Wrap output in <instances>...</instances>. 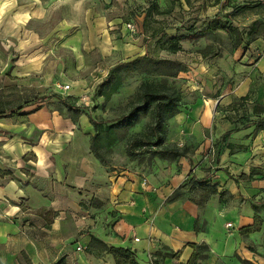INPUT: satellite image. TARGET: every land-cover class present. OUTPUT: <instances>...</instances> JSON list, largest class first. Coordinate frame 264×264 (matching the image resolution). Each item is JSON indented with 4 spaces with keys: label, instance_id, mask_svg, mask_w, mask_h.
<instances>
[{
    "label": "crops",
    "instance_id": "obj_1",
    "mask_svg": "<svg viewBox=\"0 0 264 264\" xmlns=\"http://www.w3.org/2000/svg\"><path fill=\"white\" fill-rule=\"evenodd\" d=\"M236 1L217 0L196 18L223 15ZM255 1L264 2L244 4ZM136 41L118 46L114 53L124 61L149 53L146 42ZM259 42L264 38L217 64L221 79L226 78L217 86L208 74L192 76L198 68L184 76L188 91L167 121L164 145L188 148L192 154L178 157L166 171L108 170L116 166L105 167L91 154V125L81 113L72 119L75 110L60 115L40 103L0 110L9 114L0 118V264H115L109 253L85 251L90 237L127 247L138 264L163 259L155 253L161 247L178 252L175 261L185 262L191 253L186 244H206L204 264H240V259L264 264V225L258 232L240 235L239 229L251 225L252 219L249 210L235 206L240 195L264 189V177L247 179L252 170L263 172L264 133L222 117L248 92L254 103L261 101L264 84L257 76L264 71V56L250 61ZM197 45L206 43L198 39ZM214 58H204L199 69ZM17 82L15 87L26 93V82ZM210 146L217 152L206 158ZM190 178H205L216 194L199 203L179 195L170 199Z\"/></svg>",
    "mask_w": 264,
    "mask_h": 264
},
{
    "label": "rangeland",
    "instance_id": "obj_2",
    "mask_svg": "<svg viewBox=\"0 0 264 264\" xmlns=\"http://www.w3.org/2000/svg\"><path fill=\"white\" fill-rule=\"evenodd\" d=\"M212 1L0 0V110L6 111L8 107L20 105L33 108L36 104L32 103L43 98L40 104L51 106L60 115H66L70 110H75L70 114L72 119L77 113L84 114L91 125L92 135V123L96 126L98 133L93 147L101 159L96 160L105 167L111 163L116 166L115 169L108 167V170L122 167L135 172L168 170L178 157L164 150V140L161 145H154V139L147 140L145 147L134 144L129 156L126 152L131 137L147 132L146 128L154 121L152 103L139 102L137 91L142 84H149L159 94L172 93L173 99H177L175 105L179 107L188 91L184 76L192 75L197 68L192 76L201 73L207 77L208 74L211 78H207L209 81L214 80L216 86L226 80L221 79L217 64L225 61L232 53L246 49L244 45L231 49L222 32L199 37L198 32L207 18H196L197 13L210 11L213 3L217 2ZM235 3L227 11L230 14L227 21L231 25L245 30L253 17L264 23V6L239 9L237 7L244 4V0ZM222 4V9L226 10L224 2ZM133 22L141 24V31L130 35L124 26ZM172 36H180L179 42L185 41L175 54L164 50L167 46L166 38ZM136 38V43L140 45L146 42L149 52L146 59L129 63L132 59L124 61L119 53H114L118 46L132 44L131 40ZM198 39L205 41L210 54L201 57L198 52L205 47L197 45ZM211 55L215 57L214 62L203 64V70L199 69L200 61ZM262 56L264 42H259L250 61H258ZM255 71L256 74L260 73ZM108 73L110 76L105 79ZM257 79L264 84V71ZM229 80L227 78V82ZM17 81L26 82V93L22 91L23 88L19 90L15 87V84L18 86ZM231 82L230 85H233L234 82ZM66 84L72 88L69 92L57 91L56 86ZM80 91L85 92L89 98L87 106H79L77 103ZM249 94L243 96L247 100L245 112L241 113L244 117L241 125L249 121L258 123V119L264 117V91L257 104ZM252 107H255L258 114L252 113ZM169 111L176 112L177 109L173 107ZM166 112L162 111L161 114L165 116ZM260 126H264V123ZM256 131L259 130L254 125L253 133ZM165 132L166 128L162 134ZM151 145L153 149L149 148ZM179 150L185 157L192 154L188 148ZM215 152L216 148L210 146L204 155L212 158ZM173 166L178 169L177 164ZM262 171L247 179L259 180L264 177V169ZM210 186L207 180L205 189L195 188L188 192V187H181L178 195L199 203L210 196ZM236 205L249 210L253 229L260 230L264 225V189L250 195H240ZM261 235L264 241V229ZM262 246L264 249V242ZM158 251L164 258L154 264L175 262L176 258L168 257L172 253L170 250L161 247ZM199 264H204V261H199Z\"/></svg>",
    "mask_w": 264,
    "mask_h": 264
},
{
    "label": "trees",
    "instance_id": "obj_3",
    "mask_svg": "<svg viewBox=\"0 0 264 264\" xmlns=\"http://www.w3.org/2000/svg\"><path fill=\"white\" fill-rule=\"evenodd\" d=\"M264 6L263 1H255L248 4H242L241 6H238L239 9H252V8H260ZM233 11V10H232ZM231 11V12H232ZM230 16L229 13H225L223 15L214 16L213 18L205 20V24L203 25L202 29L199 30V37H203L206 34L209 35H215L217 32H222L226 38L228 39L231 49L235 50L240 45H244L245 49H249V45H251L253 42H255L257 39L264 38V23L261 21H252L245 30H239L237 27L230 24V22L227 21V18ZM143 26L145 28V22L143 23ZM152 36H150L151 38ZM181 37L180 36H172L169 38H166V44L167 46L164 48V50L170 54H175L178 51H180L179 41ZM209 47H205L203 50H200L198 53L201 54V57L206 56L207 54H210L208 52ZM148 56L147 51L144 52L142 56H137L129 61V63L133 62H139L144 59H146ZM213 56V55H211ZM110 76V73H108L105 77L108 78ZM137 97L139 102L147 104L149 102L152 103L153 108V124L149 125L146 129L147 132L141 133V134H135L131 137L130 143L126 145V152L128 156L132 153L134 149V144H141V146H144V144H148L146 141L154 139L155 144L154 145H161L164 140L165 133L164 129L166 128L165 125H167V121L176 113L175 111L168 112L170 108L175 107V109L178 108L177 105H175L177 99H173L172 93H163L159 94L158 92H155L154 89L148 84V85H141L137 91ZM247 98L242 97L237 102H234L230 104L227 111L223 114V119H226L228 121H231L232 123H235L236 121L239 124L244 121V117L242 118L241 113L245 112L244 105ZM43 102V98H39L38 100L34 101V103H40ZM167 110V112H166ZM162 111H165L166 114L163 116L161 113ZM252 113H256L255 107H252ZM6 112L0 111V118L7 117ZM25 115V114H23ZM239 117V118H238ZM235 120V121H234ZM166 123V124H165ZM264 117L261 119H258V123H255L253 121H249L241 125L242 127L255 125V128L261 131H264ZM92 126L94 128V134L90 136V152L91 154L98 159L101 160L100 157L97 155L95 148L93 147V143L96 141L97 133L98 131L95 129V125L92 123ZM145 141V142H144ZM164 145V143H163ZM153 145L149 146V148H152ZM145 147V146H144ZM213 147V146H212ZM227 148H231L230 145L226 146ZM153 149V148H152ZM164 150L172 154L174 157H183V152L175 149L171 146H165ZM217 152V150H216ZM215 152V153H216ZM260 172H249L248 177H252L255 175H259ZM202 185L206 186L205 178H202L200 180L195 178H190V180L183 186L188 187V192L193 191L195 188H202ZM203 189V188H202ZM179 190V188H178ZM209 194L214 195L216 194V191L212 186L209 187ZM178 192L177 189L172 192L170 195V199L177 196ZM253 223L251 225H248L246 227H242L239 229L240 235H247L254 232H257L259 229L254 230L253 229ZM188 247L191 248V253L189 254L188 258L185 262H179L175 261L173 264H199V261L204 260L207 256V246L206 244H186ZM85 251L88 254L98 255L99 253L106 252L112 255L115 264H138L134 260L133 252L130 251L127 247H120V246H110L107 244L102 243L101 241L90 237L89 243L85 247ZM156 255L159 254L158 252H155ZM178 256V252L171 253L169 256L170 258H176ZM163 256H160L162 258ZM240 264H255L254 262L246 259H240ZM157 262L156 259H151L150 263L147 264H154Z\"/></svg>",
    "mask_w": 264,
    "mask_h": 264
},
{
    "label": "built area",
    "instance_id": "obj_4",
    "mask_svg": "<svg viewBox=\"0 0 264 264\" xmlns=\"http://www.w3.org/2000/svg\"><path fill=\"white\" fill-rule=\"evenodd\" d=\"M136 22H133V23H127L125 24V31L127 33H129L130 35L131 34H136L140 31V23L139 24H135ZM57 87V91H59L60 93H65V92H68L69 89H70V86L69 85H63V86H56ZM77 103L79 106H87L89 104V98L87 97L86 93L85 92H82L79 97H78V100H77ZM222 117H223V114H222ZM140 184L141 186H145L146 185V180L144 178H142V180L140 181ZM231 227V225L229 223H226L225 224V228L226 229H229ZM134 242L137 241V239H133ZM76 249H79V247H76Z\"/></svg>",
    "mask_w": 264,
    "mask_h": 264
}]
</instances>
